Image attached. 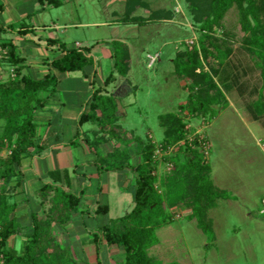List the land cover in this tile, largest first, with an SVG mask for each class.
<instances>
[{
    "label": "trees",
    "instance_id": "16d2710c",
    "mask_svg": "<svg viewBox=\"0 0 264 264\" xmlns=\"http://www.w3.org/2000/svg\"><path fill=\"white\" fill-rule=\"evenodd\" d=\"M135 3L134 1L129 2ZM192 22L200 26L204 32L198 48L191 51L185 50L176 54L173 63L174 71L178 78L189 81L188 97L184 104L179 105V110L187 117L209 115L213 117V107L226 102L222 87L228 81L241 99L244 98V70L234 71L231 75L223 74L220 80H215V71H206L204 61L209 56L206 42L213 41L207 33L220 25L225 14L236 7L239 15V24L244 33L242 49L257 59L256 66L260 70L261 89L264 90V0H185ZM40 6L57 5L55 0H37ZM2 6L0 5V11ZM130 10L126 13L129 19ZM127 21V20H125ZM130 21L136 22V19ZM13 31L12 27L8 28ZM113 59L115 73L126 75L129 68V53L119 55L114 44ZM121 45V44H120ZM214 50L218 45L210 42ZM46 47H58L63 57L52 62V66L62 73L82 71L90 62L85 50L67 49L64 44L56 39H47ZM0 49L6 51V62L13 67L14 78L7 82H0V120L4 121L2 145L10 150L6 159L0 162V181L6 185H18L16 168L25 154L37 147V126L33 121L34 112L43 107L45 101L40 98L43 92H53L56 78L51 73L43 79L34 80L22 74L23 59L16 52V47L11 43L0 44ZM229 50H226L228 55ZM225 57V53H222ZM239 63L235 65L238 67ZM241 72V74H240ZM114 80L113 74L106 79V84ZM225 87V86H224ZM256 92L255 90H253ZM258 91V90H257ZM238 105V104H237ZM239 106V105H238ZM88 111H83L78 119L79 127L91 123L98 127L96 139L92 142L91 149L98 159L104 163L107 157L117 150L101 156L93 148L94 145L105 144L108 141L118 140L117 118L115 116L116 102L112 97L102 95L100 89L94 90L88 102ZM253 122H259L264 117V104L261 98L241 107ZM163 130L161 146L166 148L186 138L183 120L174 113L163 115L160 119ZM100 135V136H99ZM78 137V136H77ZM137 144V154L141 162L136 166L123 164H100V173L103 170L130 169L135 175V192L132 210L107 225L101 226L91 232L93 242L104 241L108 247L121 248L124 252V264H162L151 257L149 251L158 244L155 232L172 223L171 210L179 206L190 211L189 220H194L196 227L208 234L212 231V222L208 212L216 205V201L224 196L211 180V168L199 152L197 138L191 144L187 142L182 153L184 160L178 164L176 159L175 169L157 177V160L154 159L155 145L149 141L143 144L139 139H134ZM94 144V145H93ZM181 158V157H180ZM156 184H159L160 190ZM9 192L0 188V264H76L68 248H61L56 242L54 227H64L80 205V198L69 191L60 190L52 186H45L37 194L43 209L42 216L32 215L33 233L27 240L22 252L18 255L8 247V240L21 233V227L13 216L14 205L9 204ZM106 205H98L94 214H106ZM98 255V253H97ZM96 264H101L97 261ZM170 264H178L176 262Z\"/></svg>",
    "mask_w": 264,
    "mask_h": 264
},
{
    "label": "rangeland",
    "instance_id": "374dc122",
    "mask_svg": "<svg viewBox=\"0 0 264 264\" xmlns=\"http://www.w3.org/2000/svg\"><path fill=\"white\" fill-rule=\"evenodd\" d=\"M176 1L187 6L185 0ZM166 3L169 9L175 7V0H166ZM66 9L62 10L65 12ZM83 20L82 14L72 18L70 23ZM99 21L105 22L103 14H100ZM184 23L188 24L191 21ZM191 26V36L186 25H174L163 28L162 38L146 35L145 29H141L136 35H127L125 31L120 30V39L123 41L117 40L111 43L113 49L114 44L117 45L119 55L124 52L131 53V70L127 78L135 87L136 93L126 101V116L116 123L119 126V138L115 142L119 146L102 165L103 167L106 163L128 165L132 162L135 165L140 159H137L134 151L129 152L130 143L135 138L143 144L153 139L154 153L157 154L155 173L157 177H161L175 169L176 164L172 162V159H176L178 164L183 162L184 157L182 153H179L184 150L187 142L191 144L192 140L197 138L201 143L199 152L211 168V180L214 186L224 193V196L216 201L215 207L208 212L212 231L208 234L201 232L196 227L195 221L189 220L190 211L179 206L170 211L172 223L155 232L158 244L149 251V255L162 264L173 262L178 264H264V117L259 122H253L240 108L260 98L264 104V90L261 89L260 70L256 66L257 59L242 49L244 33L240 28L238 10L234 6L225 14L220 25L211 33H207L213 41L206 42L210 54L203 65L206 71H215L216 81L217 78L220 80L223 74L231 75L234 71L244 70L246 75H243L241 80L244 82V98L241 99L234 87L225 81L226 84L220 87L226 102L213 107L212 118L210 114L187 117L178 106L187 100L189 81L176 76L171 61L178 48L182 52L199 47L205 33L200 31V26L195 23L192 22ZM90 30L80 27L68 31L71 34H93L94 37L98 34L100 41L113 39L111 31L107 28ZM190 40H193L194 45L187 44ZM210 42L216 43L219 48L214 50ZM161 48L163 52L160 61L154 68L148 69L146 55L148 53L153 55ZM227 49L230 52L228 55H226ZM222 53L226 56L223 57ZM5 55L6 51L0 49L1 83L14 78L13 67L6 62ZM237 62L239 64L236 68ZM109 73V68L104 67L103 75L106 76ZM121 78L118 77V81ZM131 102L132 105H129ZM167 113L177 114L183 120L186 138L169 145V150L165 154L158 151L163 138L159 117ZM3 128L4 121L0 120V139ZM99 141L97 145L93 144V148L100 157L104 156L109 148L111 149L113 143L115 144L112 142L107 146L101 143L98 146ZM179 150L180 152L177 153ZM9 154L10 150L4 148L0 140V162ZM112 185L109 202L114 210L118 201L116 191L119 184L117 183L116 186L115 182H112ZM127 186L129 190L124 192L126 199L122 203L123 209L120 212H110V219L124 216L128 212L125 208L132 204L133 185L126 184ZM156 187L160 190L159 184H156ZM0 188L4 192H9L10 185L0 181ZM121 192H123L122 188ZM103 203H105L104 200L101 201V204ZM61 248L67 247L61 246ZM112 249L114 251H111V254L103 251L108 255H105V258L102 257L104 263L101 262V264H124L123 250L115 246ZM70 253L76 264H85L74 257L71 251ZM108 259H111L113 263Z\"/></svg>",
    "mask_w": 264,
    "mask_h": 264
},
{
    "label": "crops",
    "instance_id": "0c3cea01",
    "mask_svg": "<svg viewBox=\"0 0 264 264\" xmlns=\"http://www.w3.org/2000/svg\"><path fill=\"white\" fill-rule=\"evenodd\" d=\"M131 1L135 3L132 2L129 6L130 0H55L57 5L40 6L37 0H0V44L11 43L16 47L18 56L23 59L20 64L22 74L34 80L43 79L48 73L56 78L53 92H43L39 95L45 103L33 115L37 126V147L22 157L16 168L18 177L15 183L18 185L16 188L15 184L10 186L14 191L8 196V201L14 205L13 216L21 227V233L8 240V247L18 255L33 233L32 215L43 214L37 194L45 186L69 191L80 198V205L67 225L54 227V235L60 246L69 248L74 257L85 264H94L100 258L104 263L105 255L114 251L113 247L108 248L103 240L96 245L90 233L123 217L110 219L109 215L112 211L120 212L123 209L122 203L126 199L124 192L129 190L126 184L133 185L134 197L135 175L130 169H102L100 173L102 161L88 146L93 142L90 139L96 138L98 127L91 123L79 127L78 119L83 111H88V102L93 91L97 89L101 90L102 95L115 100L117 123L120 118L126 116V101L135 96L136 89L127 78L131 70V53L126 75L115 73L114 49L111 43L123 41L120 39V30L125 31L127 35H136L141 29H145L146 35L162 38L163 28L186 25L190 36L192 29V19L187 6L179 4L176 0L172 9L166 7V0ZM63 8H67L65 12ZM128 10L130 15L129 19H126ZM82 14L83 21L70 23L72 18ZM100 14L105 18L104 23L99 21ZM132 19H136V22L130 21ZM188 20L191 23L185 24ZM9 27H12L13 31L9 30ZM80 27L89 30L107 28L111 31L113 39L100 41L98 34L94 37L93 34H71L68 31ZM47 39L59 40L67 49L85 50L90 62L82 71H57L52 62L62 58L63 53L58 47H46ZM162 52L163 48L153 55H146L148 69L154 68L160 61ZM179 52L181 51L178 48L174 58ZM154 56L156 60L149 67V57ZM174 58L171 61L173 67ZM104 67L110 71L106 76L103 75ZM110 74H113L114 80L106 84ZM118 77H122L121 80L118 81ZM129 105H132V102ZM150 141L155 144L153 139ZM112 142L115 141H108V144L103 145L109 146ZM113 144L105 155L119 146L117 142ZM128 150L134 151V155L140 159L135 165L130 163V166L138 165L141 156L137 154L135 141L130 143ZM112 182H115L116 186L119 184L116 191L118 201L114 210L109 202ZM102 200L105 203L101 204ZM131 203L125 208L128 210L126 214L133 208V199ZM98 205H106L107 213L95 215L93 212ZM104 250L108 254L103 253ZM108 261L113 263L111 259Z\"/></svg>",
    "mask_w": 264,
    "mask_h": 264
},
{
    "label": "built area",
    "instance_id": "2783aa9c",
    "mask_svg": "<svg viewBox=\"0 0 264 264\" xmlns=\"http://www.w3.org/2000/svg\"><path fill=\"white\" fill-rule=\"evenodd\" d=\"M193 43H194L193 40H190L189 42H187V44L190 45V46L194 45ZM155 60H156V56L149 57V65L148 66L149 67L152 66V64L155 62ZM168 150H169V147L164 148V147L161 146L158 151L165 152V154H166V151H168ZM156 156H157V154L154 155V159L156 158ZM263 212H264V210H263Z\"/></svg>",
    "mask_w": 264,
    "mask_h": 264
}]
</instances>
